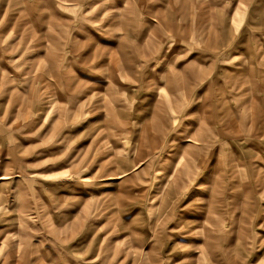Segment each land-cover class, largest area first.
<instances>
[{"label": "rangeland", "instance_id": "374dc122", "mask_svg": "<svg viewBox=\"0 0 264 264\" xmlns=\"http://www.w3.org/2000/svg\"><path fill=\"white\" fill-rule=\"evenodd\" d=\"M0 95V264H264V0H0Z\"/></svg>", "mask_w": 264, "mask_h": 264}, {"label": "bare ground", "instance_id": "6f19581e", "mask_svg": "<svg viewBox=\"0 0 264 264\" xmlns=\"http://www.w3.org/2000/svg\"><path fill=\"white\" fill-rule=\"evenodd\" d=\"M77 2L79 1V0H76ZM6 75V74H5ZM9 81H11V80H9ZM7 82H8V80H7ZM4 88H5V86H4ZM4 90H6V91H10L11 89L9 88V87H6ZM14 92V94H12ZM33 92V91H32ZM17 92L14 90V89H12V91L9 93V96H8V102H13V103H17V105H18V107L19 108H22V109H24V111H22V113H17L14 117H16V116H18V117H24L25 116V114H26V112H27V108H32L33 109V105H34V101L35 100H38V99H33L34 97H31V96H29V97H19L17 94H16ZM33 95V94H32ZM35 95V94H34ZM2 95H0V97H1ZM38 102V101H37ZM12 109V108H11ZM26 111V112H25ZM17 112V111H16ZM25 112V113H24ZM15 123V122H14ZM13 123V124H14ZM17 123V122H16ZM8 178V176L6 175V174H1L0 175V180H4V179H7ZM209 232V231H208ZM207 233V232H206ZM3 263V262H2Z\"/></svg>", "mask_w": 264, "mask_h": 264}, {"label": "crops", "instance_id": "0c3cea01", "mask_svg": "<svg viewBox=\"0 0 264 264\" xmlns=\"http://www.w3.org/2000/svg\"><path fill=\"white\" fill-rule=\"evenodd\" d=\"M79 1H80V0H79ZM22 2H23V1H22ZM75 2H77V1L75 0ZM22 111H24V109H23ZM22 111H21V112H18V113H22ZM1 174H6V175L8 176V178H9V175H8L7 173H0V175H1ZM8 178H7V179H8ZM7 179L0 180V185L2 186L4 183H6Z\"/></svg>", "mask_w": 264, "mask_h": 264}]
</instances>
